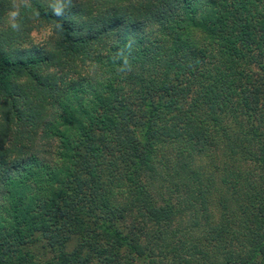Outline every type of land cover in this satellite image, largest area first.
I'll list each match as a JSON object with an SVG mask.
<instances>
[{"label":"trees","instance_id":"trees-1","mask_svg":"<svg viewBox=\"0 0 264 264\" xmlns=\"http://www.w3.org/2000/svg\"><path fill=\"white\" fill-rule=\"evenodd\" d=\"M0 264H264V0H0Z\"/></svg>","mask_w":264,"mask_h":264},{"label":"rangeland","instance_id":"rangeland-1","mask_svg":"<svg viewBox=\"0 0 264 264\" xmlns=\"http://www.w3.org/2000/svg\"><path fill=\"white\" fill-rule=\"evenodd\" d=\"M52 33L49 28L42 29L40 32H36L33 34V37L36 42H42L43 40H49L51 37Z\"/></svg>","mask_w":264,"mask_h":264}]
</instances>
